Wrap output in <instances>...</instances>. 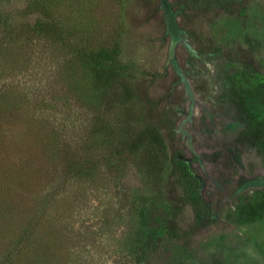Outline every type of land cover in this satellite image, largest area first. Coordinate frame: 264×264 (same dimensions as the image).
<instances>
[{
  "label": "rangeland",
  "instance_id": "rangeland-1",
  "mask_svg": "<svg viewBox=\"0 0 264 264\" xmlns=\"http://www.w3.org/2000/svg\"><path fill=\"white\" fill-rule=\"evenodd\" d=\"M201 1L209 14L197 28L225 53L239 52L238 62L196 65L188 0H52L50 11L76 31V46L98 50L127 37L130 57L160 71L155 92L168 94L185 159L220 219L189 243L195 259L184 264H264V0H236L243 18L224 15V0ZM16 49L0 51V88H13L11 112L0 110V264H125L124 237L137 232L129 198L156 193L159 173L145 164L153 159L161 173L168 153L129 155L135 169L115 179L104 159L111 146L82 129L99 106L89 66L61 50ZM139 113L131 101L115 118ZM44 119L55 120L61 145L79 151L81 167L92 165L91 178H68L65 161L49 153Z\"/></svg>",
  "mask_w": 264,
  "mask_h": 264
},
{
  "label": "trees",
  "instance_id": "trees-1",
  "mask_svg": "<svg viewBox=\"0 0 264 264\" xmlns=\"http://www.w3.org/2000/svg\"><path fill=\"white\" fill-rule=\"evenodd\" d=\"M17 1L20 3L14 4ZM15 2L0 0V51L9 50L17 54L19 45L22 48L40 47L42 52L50 48L61 50L66 59H79L89 66L92 82L89 90L99 106L91 112L92 120L82 129L93 144L107 142L111 146L104 159L115 179L123 178L126 170L135 169L128 160L129 155L155 149L168 153L161 173L155 169L159 163L153 159L148 161L149 165L145 164L149 173H159L156 193L145 202L129 198V207L137 217V232L135 236L124 237L126 250L119 251V260L127 261L125 264H184L195 259L189 243L199 233L220 223V219L213 214L210 203L202 194L201 180L185 159L176 120L167 105L168 94L155 92L162 77L160 71L148 70L130 57V40L127 37L113 47L98 50L76 46L70 39L76 31L68 33L60 18L50 11L52 0ZM188 3L190 17H194L196 23L185 34L195 46L196 65L210 70L215 62L224 58L238 62L239 52L225 53L223 46L197 28L199 23L196 19L208 18L209 12L204 9L210 6L209 1L188 0ZM219 7L224 15L243 18L247 14L236 0L221 1ZM12 90L11 87L0 88L1 111L11 112L5 94L11 95ZM25 98L31 100L29 96ZM131 101L139 104V116L123 121L116 119V109L120 104ZM47 123L46 127L51 129L47 133L51 142L49 153L53 158L60 157L65 161L68 178H91L92 165L81 167L80 156H77L79 151L58 142L55 120ZM186 214L191 216V220L183 223L182 218Z\"/></svg>",
  "mask_w": 264,
  "mask_h": 264
}]
</instances>
